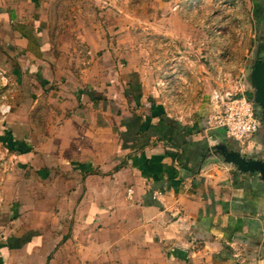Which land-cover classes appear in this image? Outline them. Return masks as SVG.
Masks as SVG:
<instances>
[{
	"label": "crops",
	"instance_id": "crops-1",
	"mask_svg": "<svg viewBox=\"0 0 264 264\" xmlns=\"http://www.w3.org/2000/svg\"><path fill=\"white\" fill-rule=\"evenodd\" d=\"M48 1L0 0V51L28 83V148L0 199V264H264V183L224 157L264 160L263 121L241 147L209 127L211 91L172 109L138 64L93 57L89 42L90 62L76 64L52 34ZM179 1L155 10L168 37ZM227 1L254 20L250 87L264 0Z\"/></svg>",
	"mask_w": 264,
	"mask_h": 264
},
{
	"label": "rangeland",
	"instance_id": "rangeland-1",
	"mask_svg": "<svg viewBox=\"0 0 264 264\" xmlns=\"http://www.w3.org/2000/svg\"><path fill=\"white\" fill-rule=\"evenodd\" d=\"M159 3L49 0L47 19L58 45L65 44L64 54L73 62L81 66L90 62V43L96 46L93 57L109 52L113 59L138 64L172 109L195 107L217 85L240 79L249 90L246 77L254 20L246 7L241 5L236 12L227 0L179 1L178 8L172 9L177 34L168 37L159 30L169 24V19L159 22L156 18ZM204 41L215 45L208 49ZM15 64L14 56L0 51V199L8 176L16 170L18 156L28 148L22 120L28 83L21 74L16 75ZM11 114L13 120L21 118L18 127H12ZM36 117L42 121L40 114Z\"/></svg>",
	"mask_w": 264,
	"mask_h": 264
},
{
	"label": "built area",
	"instance_id": "built-area-1",
	"mask_svg": "<svg viewBox=\"0 0 264 264\" xmlns=\"http://www.w3.org/2000/svg\"><path fill=\"white\" fill-rule=\"evenodd\" d=\"M245 87V83L240 79L217 85L209 95V127L223 129L226 137L241 147H246L263 127L262 120L255 111L252 90L249 94Z\"/></svg>",
	"mask_w": 264,
	"mask_h": 264
},
{
	"label": "water",
	"instance_id": "water-1",
	"mask_svg": "<svg viewBox=\"0 0 264 264\" xmlns=\"http://www.w3.org/2000/svg\"><path fill=\"white\" fill-rule=\"evenodd\" d=\"M260 49L261 47L257 46L254 50L253 64L248 79L252 90L253 103L261 109L260 117L264 123V59L256 62L260 56ZM225 153L226 162H232L241 173L255 174L256 178L264 183V160L243 157L238 151Z\"/></svg>",
	"mask_w": 264,
	"mask_h": 264
},
{
	"label": "flooded vegetation",
	"instance_id": "flooded-vegetation-1",
	"mask_svg": "<svg viewBox=\"0 0 264 264\" xmlns=\"http://www.w3.org/2000/svg\"><path fill=\"white\" fill-rule=\"evenodd\" d=\"M248 93L251 94V89H250V87H249ZM255 111H256L257 114H259V113H260V109H259V107H255Z\"/></svg>",
	"mask_w": 264,
	"mask_h": 264
}]
</instances>
